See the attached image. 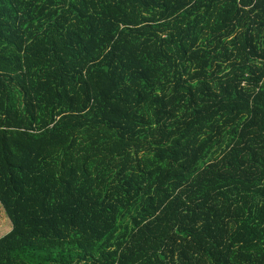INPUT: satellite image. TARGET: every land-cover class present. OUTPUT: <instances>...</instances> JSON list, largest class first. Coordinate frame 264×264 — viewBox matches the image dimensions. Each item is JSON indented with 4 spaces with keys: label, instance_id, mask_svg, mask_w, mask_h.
Masks as SVG:
<instances>
[{
    "label": "trees",
    "instance_id": "obj_1",
    "mask_svg": "<svg viewBox=\"0 0 264 264\" xmlns=\"http://www.w3.org/2000/svg\"><path fill=\"white\" fill-rule=\"evenodd\" d=\"M0 226V264H264V0H0Z\"/></svg>",
    "mask_w": 264,
    "mask_h": 264
},
{
    "label": "rangeland",
    "instance_id": "obj_2",
    "mask_svg": "<svg viewBox=\"0 0 264 264\" xmlns=\"http://www.w3.org/2000/svg\"><path fill=\"white\" fill-rule=\"evenodd\" d=\"M3 227H5V225ZM0 228H2V226H0Z\"/></svg>",
    "mask_w": 264,
    "mask_h": 264
}]
</instances>
